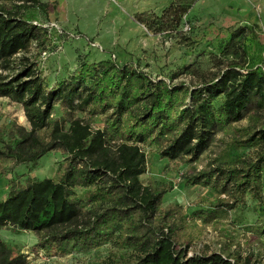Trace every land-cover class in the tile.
<instances>
[{
    "label": "trees",
    "instance_id": "trees-1",
    "mask_svg": "<svg viewBox=\"0 0 264 264\" xmlns=\"http://www.w3.org/2000/svg\"><path fill=\"white\" fill-rule=\"evenodd\" d=\"M47 7L39 0H26L12 11L0 6V98L21 105L31 127H0V177L22 165L36 166L53 151H61L65 161L57 180H12L0 201V230L45 236L34 250L50 256L65 253L69 245L88 253L112 243L125 251L116 264H241L238 257L218 253L188 257L185 217L174 205L162 208L175 184H143L148 158L142 147L168 137L161 158L195 161L218 130L249 119L231 146L255 148V157L191 176L187 185L223 184L232 203L220 200L215 208L234 210L249 196L264 204V126L259 122L264 71L255 63L263 60L262 53L253 56L254 30L233 33L219 49L223 68L197 86L176 83L179 72L155 79L132 64L105 60L81 64L75 75L51 88L26 56L17 75H5L18 55L49 39L50 30L28 17L29 11ZM189 10L172 5L152 24L144 14L136 20L159 33L178 27ZM57 108L67 119H54ZM89 109L101 116L105 128L94 129L76 117ZM212 213L196 216L208 221ZM27 259L0 238V264H28Z\"/></svg>",
    "mask_w": 264,
    "mask_h": 264
},
{
    "label": "rangeland",
    "instance_id": "rangeland-1",
    "mask_svg": "<svg viewBox=\"0 0 264 264\" xmlns=\"http://www.w3.org/2000/svg\"><path fill=\"white\" fill-rule=\"evenodd\" d=\"M39 1L47 4L46 11L33 9L28 17H34L35 23L44 26L56 24L58 29L50 31L48 40L43 38L34 43L28 53L18 55L14 67L5 75H17L22 66L20 60L26 56L51 88L75 75L81 64L105 60H114L120 65L132 64L155 79H169L179 72L176 83L197 86L223 68L225 60L221 57L220 46L240 28L254 30L255 43L264 47V0ZM24 2L26 0H0V6L12 11ZM172 5L190 7L178 27L156 33L148 28L149 25L136 20L137 15L144 14L152 24ZM53 117L66 118L59 108ZM76 117L94 129L105 128L101 116L90 109L76 113ZM259 122L264 126V115ZM11 124H15L17 130L31 129L23 107L0 98V127ZM249 124L250 120L246 119L218 130L210 148L195 161L189 157L176 161L161 158L160 152L167 146L168 137L142 147L148 158L143 184H175L174 190L165 195L162 208L174 205L185 217L188 232L184 246H189L188 257L218 253L238 257L241 264H264V233L261 229H264V204L249 196L245 205L234 210L215 208L214 204L220 200L232 203L229 190L225 192L223 184L187 185L191 176L219 166L237 167L240 160L254 158L255 148L237 150L231 146L239 138V130ZM64 161L61 151H53L36 166L22 165L1 176L0 201L8 195L12 180L17 178L57 180ZM207 210H213L208 221L196 216ZM44 237L19 232L12 227L0 230V238L21 249L28 256V264H116L119 255L125 254L109 243L88 253L78 252L69 245L65 253L50 256L34 250Z\"/></svg>",
    "mask_w": 264,
    "mask_h": 264
},
{
    "label": "crops",
    "instance_id": "crops-1",
    "mask_svg": "<svg viewBox=\"0 0 264 264\" xmlns=\"http://www.w3.org/2000/svg\"><path fill=\"white\" fill-rule=\"evenodd\" d=\"M250 37H251V45H252L251 47L253 49V56H254V58L257 55H259L260 53H262V55H263V60L262 61H258V59H256V61H255L256 65L259 66V65H261V64L264 63V47L263 46L259 47V45H257L255 43L256 38H255V35L254 34L251 35ZM257 48H258V50H257Z\"/></svg>",
    "mask_w": 264,
    "mask_h": 264
},
{
    "label": "built area",
    "instance_id": "built-area-1",
    "mask_svg": "<svg viewBox=\"0 0 264 264\" xmlns=\"http://www.w3.org/2000/svg\"><path fill=\"white\" fill-rule=\"evenodd\" d=\"M45 28L49 29L50 31H52L53 29H58V26L56 24H52L51 26H44ZM190 28H187V31H189ZM259 68L264 71V63L259 65Z\"/></svg>",
    "mask_w": 264,
    "mask_h": 264
}]
</instances>
